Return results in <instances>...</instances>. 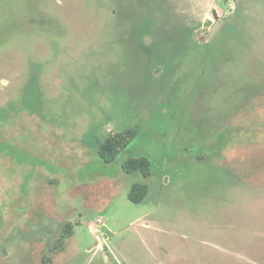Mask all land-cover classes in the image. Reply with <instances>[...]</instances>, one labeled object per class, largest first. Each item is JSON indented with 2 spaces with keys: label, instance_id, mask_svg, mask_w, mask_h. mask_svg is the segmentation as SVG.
I'll use <instances>...</instances> for the list:
<instances>
[{
  "label": "rangeland",
  "instance_id": "rangeland-1",
  "mask_svg": "<svg viewBox=\"0 0 264 264\" xmlns=\"http://www.w3.org/2000/svg\"><path fill=\"white\" fill-rule=\"evenodd\" d=\"M263 135L264 0H0V264H264Z\"/></svg>",
  "mask_w": 264,
  "mask_h": 264
},
{
  "label": "trees",
  "instance_id": "trees-1",
  "mask_svg": "<svg viewBox=\"0 0 264 264\" xmlns=\"http://www.w3.org/2000/svg\"><path fill=\"white\" fill-rule=\"evenodd\" d=\"M6 122L5 119H2V123ZM227 129V128H226ZM137 132L134 130H126L124 132H115L114 134L107 135L105 139L98 145L94 146V151L98 155L100 159H102L106 163H113L117 159H121V168L125 173H133V172H139L143 178H147L152 170V160L150 157L147 155H128V156H123L126 151L131 150V144L134 139V136ZM218 134H221L218 132ZM221 136V135H219ZM218 137V136H217ZM216 137H212L214 139ZM211 139V141H212ZM264 139V135H263ZM262 139V140H263ZM211 141L205 143L199 144L196 149L191 150V153H198V155L210 151H217L224 148L225 146H228V137L223 136L222 140L220 139L219 145L220 146H210ZM190 150V149H187ZM185 151V154L188 153V151ZM147 185L144 183H139L135 182L131 185L130 189L128 190L127 196L128 199L133 202V203H141L147 193ZM72 223H66L63 227V230L61 231V234L59 238L52 242L49 245V249L51 251H56L59 249V247L62 245L64 242V239L71 235L73 230H72ZM51 258L48 256H43L42 257V263L41 264H51Z\"/></svg>",
  "mask_w": 264,
  "mask_h": 264
}]
</instances>
